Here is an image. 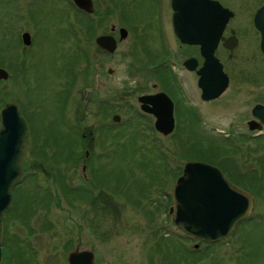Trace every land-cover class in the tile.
Listing matches in <instances>:
<instances>
[{"label": "rangeland", "instance_id": "obj_1", "mask_svg": "<svg viewBox=\"0 0 264 264\" xmlns=\"http://www.w3.org/2000/svg\"><path fill=\"white\" fill-rule=\"evenodd\" d=\"M94 3L100 14L111 12L108 32L111 25L121 32L123 13L133 15L136 22L146 19L129 13L123 0ZM147 7L152 10L151 2ZM89 14L78 13L68 0H0V67L9 72V78L0 81V103H16L33 127L23 160L26 179L14 189L5 215L3 264H67L66 247L75 241L82 250L95 252L101 264H192V255L180 258L181 250L185 252L181 243H189L187 235L168 215L174 185L186 162L212 159L238 182V188L249 192V176L263 153H252L259 144L250 140L253 133L247 122L253 119L252 109L264 102V57L247 41L234 58L225 55L230 85L209 102L201 99L198 77L182 64L174 71L176 78L163 74L156 77L158 82L143 74V93L168 90L179 106V128L157 136L148 127L150 121L137 115V99H123L122 94L135 87L123 41L115 54L94 51L87 38ZM20 30L32 35L27 55L17 39ZM75 32L86 41L84 49L91 50L92 59L79 64V78L67 97L65 87L79 55L73 49ZM141 41L147 50L134 59L149 61V52L161 53L155 31ZM177 47L175 55L180 54ZM108 69L114 72L109 74ZM116 114L119 122L113 120ZM80 130L85 131L89 155L79 165L76 158L85 150ZM116 133L123 138L113 137ZM237 149L244 153L234 154ZM39 157L44 162L36 166ZM93 190L98 196L95 206L87 199ZM261 193L264 198V190ZM252 196L255 224H242L221 243L200 244L205 258L197 264H264V220L258 221L264 218V200ZM195 244L191 239L186 245L194 251Z\"/></svg>", "mask_w": 264, "mask_h": 264}, {"label": "flooded vegetation", "instance_id": "obj_2", "mask_svg": "<svg viewBox=\"0 0 264 264\" xmlns=\"http://www.w3.org/2000/svg\"><path fill=\"white\" fill-rule=\"evenodd\" d=\"M92 1V5L94 6V12L92 14H89V34L87 38L90 43V46H92V49L94 51L97 50L99 54H103L104 56L110 55L107 51L103 50L101 47L98 46L97 39L100 36L108 34L114 35L117 38L120 32L118 28L115 27L114 29L113 25L110 26V32L105 29L106 26H108V23H111V12L107 10L103 14H100L99 11L95 8L94 0ZM148 1L149 0H123V4L127 3L130 8L129 13H138L141 14V16H146V19H138V22H136L135 17H133V15H125L123 13L122 34L124 36L122 44L123 46H125L126 49L125 51H123V55L125 61L129 63V78L131 76L135 83V87L131 86V88L125 95L122 94L124 100H126V98L127 101L129 99H137L139 104V98L143 95H155L159 92H164L173 99V103H175V112L176 110H178L177 100L174 96L170 94L168 90L167 92L157 91L143 93L142 77L150 76L154 79H157L156 77H158L159 79V76L165 74L169 75L170 77L176 78L174 71L178 69L181 64L183 69H185L190 74H195L197 76V71L204 66L205 62V58L203 57L201 50L202 46L200 44L184 43L181 40L218 39L219 42L214 49V54L217 60H219L223 64V70L226 69V64L223 60L225 55H228V59L234 58L235 52L243 47L244 41L249 42L251 49L258 50L263 56L261 43L262 39L264 38V0H150L152 10L147 7L148 3H150ZM68 2L72 6L75 5L72 0H68ZM74 8L78 13L81 12V10L77 8V6H74ZM143 10H149V13L143 15ZM73 21L79 23V19H73ZM143 29L145 30V32H141ZM21 30L18 33L19 38L17 39L18 42H21L23 44L24 54L27 55V51L33 44L32 35L30 44L25 45L22 36L24 33L29 32L26 30ZM154 31L159 37V46L161 53L153 54L149 52L147 57L149 61H144L145 58L143 57H141L140 59H134L133 55H139L142 50H147L146 47L148 46H146L145 43H142L141 40L149 38V34ZM73 36L75 37V46L73 47V49L76 50V48H78V45H80L81 42L79 41L78 33L75 32ZM139 41L141 42V44L139 43ZM257 41H259L258 47L254 48ZM85 42L86 41L84 40V43ZM173 43H175L178 47L175 46V44L172 45ZM226 43L231 47L232 45L235 47L231 50L230 48L225 46ZM174 47L178 48L180 54L175 55ZM150 48L152 52H156L157 50L153 46H150ZM90 51L91 50L88 49V53L90 56L89 61H91L92 59V54ZM189 60H193L194 65H196V69L193 71L188 70V68L186 67V62ZM110 71L111 69H108V73L112 74ZM225 72L229 75V78L231 79L230 74L226 70ZM157 81H155L156 83L154 84V87L156 89H159L160 83H158L159 81ZM71 83L68 84V87H65L67 89V97H71L73 91L72 88L75 86V83H73V85H70ZM177 89L180 90V86H177ZM257 105H264V102ZM253 109V119H251L250 121L254 120ZM137 113V115H139L141 118L150 121V125H148L150 130H152L155 134L160 135V133L155 129L154 126V115L142 111L140 104L139 111H137ZM22 115L27 119L30 126L31 120L29 119L28 115L23 112ZM258 124L259 123H256L254 125L258 127ZM247 127V130L253 133V139L250 140H254V142L264 141V126L259 128V130L251 131L248 121ZM82 135L85 137L84 130L82 132ZM85 153L86 156H88L89 150L87 149ZM25 179L26 177H23L21 181H24ZM21 181H19V183H21ZM97 197V191H89V198L87 199L91 206H95ZM186 238L188 240L187 242L190 243L191 240L188 237ZM76 243V241L70 243L71 246L70 250H68V254L72 251L78 250L79 252L87 251L82 250L80 248L81 245ZM189 243H186L185 241L181 243L185 250V252L181 250V252L183 253L181 255L182 257L184 256L185 259H187L189 254L191 255L189 245H186ZM194 248L199 249L196 247ZM92 253L94 254L95 262L97 264H101V262H99L98 257L95 255V252ZM171 254V256L175 259L174 250L171 251Z\"/></svg>", "mask_w": 264, "mask_h": 264}, {"label": "water", "instance_id": "obj_3", "mask_svg": "<svg viewBox=\"0 0 264 264\" xmlns=\"http://www.w3.org/2000/svg\"><path fill=\"white\" fill-rule=\"evenodd\" d=\"M75 4L87 13L94 12L92 0H73ZM123 29L121 40H123ZM264 37V36H263ZM25 43L30 44L31 37L25 34ZM190 44H200L205 57L204 67L198 71L199 88L203 101H214L219 98L229 86V77L223 70V65L215 57V47L218 39L181 40ZM105 50L114 53L117 41L113 36L102 37L98 41ZM229 48L234 46L226 45ZM264 54V38L262 40ZM192 61L186 64L190 68ZM193 69V67H192ZM111 73L113 70L110 71ZM9 74L0 68V80H7ZM142 109L154 114L157 118L155 126L165 136L175 129L174 103L164 93L155 96L142 97ZM151 105L152 107H150ZM2 127L0 129V264L2 263L3 215L12 202V190L24 173L23 159L26 154L29 126L14 103L7 104L1 110ZM255 119L264 125V106L257 105L253 110ZM119 122L120 117L115 116ZM257 121L249 123L250 130ZM174 204L170 210L177 227L191 238L204 242H221L231 235L235 227L252 213L255 201L251 194L238 188L212 164L202 161H188L183 173L174 188ZM94 255L90 252L72 253L70 264H96Z\"/></svg>", "mask_w": 264, "mask_h": 264}, {"label": "trees", "instance_id": "obj_4", "mask_svg": "<svg viewBox=\"0 0 264 264\" xmlns=\"http://www.w3.org/2000/svg\"><path fill=\"white\" fill-rule=\"evenodd\" d=\"M82 57L83 58H85L86 59V62H89L88 61V59H87V57L85 56V55H82ZM2 104H4V103H2ZM2 104L0 103V106H2ZM104 112L106 113V109L104 110ZM190 112V111H189ZM114 130H110V132H113ZM117 134V133H116ZM199 136H201V137H205L204 136V133L203 132H200L199 134H198ZM113 137H115V138H120L121 139V137L123 138V135H120V134H117L116 136H113ZM82 140H83V144L85 145V147H87V142H86V139H83V138H81ZM120 139H118V140H120ZM133 139V138H132ZM204 140H206V137L204 138ZM228 140H230V138L228 139ZM55 142L56 143H59V140H58V138L56 137V139H55ZM257 142V144H259V145H257L259 148L256 150V151H253L252 153H257V152H259V151H261L263 154H262V156L260 157V158H257V167L255 168V170H254V172H253V174H251V176H249L250 177V188L249 187H247L248 189V191L249 192H251L252 193V195H254L256 198H260L261 196H262V191L264 190V141H262V142H258V141H256ZM235 144V143H234ZM36 146V145H35ZM44 147V146H43ZM127 146H125V148H126ZM236 148H237V146H236ZM46 148L44 147L43 148V150L42 151H46L45 150ZM124 149V148H123ZM42 151H40V153L42 154L43 152ZM235 153L234 154H240V153H244L243 151H241V150H239V149H237V151H234ZM161 153L162 152H160L159 154H157L158 156H161ZM157 155H155V157H154V159H155V161H156V158H157ZM40 157H42V158H44V156H40ZM39 157V159H38V161H41L42 163L44 162V160L42 159V158H40ZM204 160V159H203ZM206 162H209V163H211V164H214V165H218L216 162H214V160H212V159H210V160H207ZM34 165H36V166H40V164L39 165H37L36 164V162L34 163ZM144 166V165H143ZM149 168V167H148ZM221 168V167H220ZM222 170H223V172L227 175V177L231 180V181H233L236 185H239L238 184V182H236V181H234L233 179H232V177L224 170V168H221ZM253 177V178H252ZM252 182V183H251ZM145 186V185H144ZM147 187V186H146ZM147 190V188H143V192L144 191H146ZM79 191V190H78ZM78 197V196H77ZM80 197V196H79ZM264 200V198H262L261 197V200ZM264 220V218H262V219H258V221H260V223H261V221H263ZM246 223H249V225H250V223H254V221H252L250 218L247 220V221H245V224ZM256 223H258V222H256ZM255 224V223H254ZM253 228V230H254V226H252ZM6 232H7V230H6ZM181 254H183L182 252H181ZM157 255L159 256H163L164 254L162 253V252H158L157 253ZM191 255H192V257H193V261H192V264H197L198 262H200V261H203L204 259L203 258H205V256L204 255H201L200 254V250H194V251H192L191 252ZM180 258H181V260L184 258V256L182 257V255L180 256ZM195 259L197 260V259H199V260H197V261H195ZM164 260H165V262L167 261L168 262V260H167V257L166 258H164ZM166 262V263H167ZM180 264V263H179Z\"/></svg>", "mask_w": 264, "mask_h": 264}]
</instances>
